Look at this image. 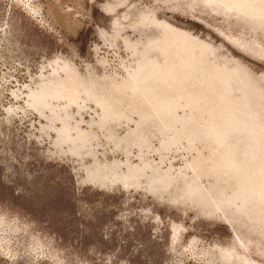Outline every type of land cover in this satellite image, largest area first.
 Returning <instances> with one entry per match:
<instances>
[{
	"label": "rangeland",
	"instance_id": "rangeland-1",
	"mask_svg": "<svg viewBox=\"0 0 264 264\" xmlns=\"http://www.w3.org/2000/svg\"><path fill=\"white\" fill-rule=\"evenodd\" d=\"M0 264H264V0H0Z\"/></svg>",
	"mask_w": 264,
	"mask_h": 264
}]
</instances>
